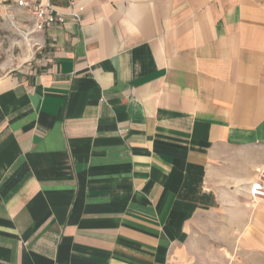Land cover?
Here are the masks:
<instances>
[{
  "label": "crops",
  "instance_id": "0c3cea01",
  "mask_svg": "<svg viewBox=\"0 0 264 264\" xmlns=\"http://www.w3.org/2000/svg\"><path fill=\"white\" fill-rule=\"evenodd\" d=\"M53 2L79 21L0 75V264L264 252V0Z\"/></svg>",
  "mask_w": 264,
  "mask_h": 264
},
{
  "label": "rangeland",
  "instance_id": "374dc122",
  "mask_svg": "<svg viewBox=\"0 0 264 264\" xmlns=\"http://www.w3.org/2000/svg\"><path fill=\"white\" fill-rule=\"evenodd\" d=\"M24 21L25 17L16 9H7L0 5V75L23 69L36 57L39 58L42 55L44 46L40 32L32 31L30 23ZM246 155L250 160L264 159V146L251 147L246 151ZM237 161H241V159ZM235 162L230 160L227 164L230 167H236ZM224 219L228 218L224 217ZM245 223L240 222L238 225L240 227L248 226ZM238 225L233 224V227L236 228ZM229 227L228 224L223 226L224 230ZM215 229L217 228L215 227ZM236 242L238 243V241L224 240L210 242V245H225L223 252L226 264H264V252L246 250L243 247L237 250L236 246L232 249L231 245ZM213 249L215 248L212 246Z\"/></svg>",
  "mask_w": 264,
  "mask_h": 264
},
{
  "label": "built area",
  "instance_id": "2783aa9c",
  "mask_svg": "<svg viewBox=\"0 0 264 264\" xmlns=\"http://www.w3.org/2000/svg\"><path fill=\"white\" fill-rule=\"evenodd\" d=\"M54 0H0V5L7 9H16L30 23L34 32L63 24L67 18L79 21L78 12L70 4V12L64 14L54 7ZM254 180L248 184L247 192L251 200L264 201V165L255 169Z\"/></svg>",
  "mask_w": 264,
  "mask_h": 264
}]
</instances>
